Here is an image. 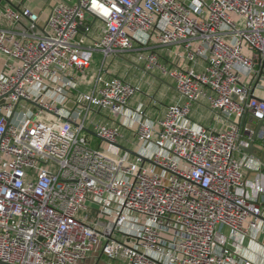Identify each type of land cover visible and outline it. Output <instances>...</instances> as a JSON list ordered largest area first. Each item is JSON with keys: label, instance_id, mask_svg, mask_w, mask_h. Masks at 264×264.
Wrapping results in <instances>:
<instances>
[{"label": "built area", "instance_id": "obj_1", "mask_svg": "<svg viewBox=\"0 0 264 264\" xmlns=\"http://www.w3.org/2000/svg\"><path fill=\"white\" fill-rule=\"evenodd\" d=\"M15 2L0 0V264H256L242 243L264 220V183L251 194L246 170L262 166L238 153L264 121V0H62L45 21ZM171 47L185 63L161 61ZM128 54L180 96L156 123L138 111L146 154L99 120L140 91L109 69ZM195 103L227 124H191Z\"/></svg>", "mask_w": 264, "mask_h": 264}, {"label": "crops", "instance_id": "obj_2", "mask_svg": "<svg viewBox=\"0 0 264 264\" xmlns=\"http://www.w3.org/2000/svg\"><path fill=\"white\" fill-rule=\"evenodd\" d=\"M47 1L48 0H43L44 5ZM58 1H62V0H58ZM2 2L5 4L6 0H2ZM15 5L16 6L28 5L32 7L35 11H38L41 14L43 21L47 19L50 13L51 7L53 6L51 5L48 9H46L41 6L40 7L34 6L33 2L29 0H16ZM158 52L161 55L160 57L161 61L169 66H175L181 63H185L183 62L182 58L177 55L181 53V50L178 49V47L159 48ZM246 52L250 54L249 51H246ZM128 56L134 57L132 54H128L125 56L111 58L108 64L110 72L113 75H117V76L125 78L126 80H128L129 82L133 84L141 85L140 83H138L137 80H135L134 75H133L134 72L130 67H126L122 69V73H120L121 75L116 74L118 72L115 69V65L121 67L120 64L122 62H125V61L130 62L131 60L129 59ZM4 60H5V57L0 54L1 68L3 67ZM202 65L203 64L201 63L198 66V68L202 69L203 67ZM138 68H139L138 69L139 71L147 72L145 71L142 64L138 65ZM98 70L95 72L94 76L97 74ZM149 74L154 77H157L159 81L164 83V85L157 86L158 88L157 90L158 92H160V95H161V96H158V97H161L160 99L153 100L152 96L149 93H147L145 89L141 88L139 93H137L131 99L130 105L127 108L126 116H122L118 118L116 121H114L113 118L108 115L107 117L106 116L99 117L100 121H105L107 123H120L122 125L124 137L122 138L120 144L124 148L130 151H133L135 154L137 153L146 154L147 152L146 145L139 143L135 137L136 123L134 120L140 117L138 111L141 109L145 110L146 118L151 123H156L158 118L163 117L165 115V112L168 106L176 103L180 99V96L178 92L176 91L174 82L171 78L164 76L156 71L149 72ZM94 76L91 79V82H89V84L86 85L84 89L85 91L90 89ZM249 82L251 83L252 81L250 80ZM252 83H253V87L255 88V94L261 98H264V72L261 73L258 76L257 80L253 81ZM189 122L195 126L196 125H206V126H214V127H223L225 126V124H227L226 118L214 113L206 103H195L193 105L192 113L189 118ZM257 125H258L257 123L250 122V127L252 129H256ZM255 146L258 149L255 151V156L251 157L250 159H253L254 161H256V163L261 162L262 168L259 171H256L251 168L246 170V177L249 181L248 191L251 194L255 193L254 188H253V183L257 180V178L262 179L264 183V143L258 140L256 141ZM238 154L241 159H247L250 156V154L245 152L244 150H241V152H239ZM261 196H262V199H264V194H261ZM242 244H243L242 252L248 260L256 264H264V220L260 221L259 227L257 229H254L251 232L250 236L246 237L243 240ZM89 264H120V263L115 262V261H110L105 256L100 255V253H96L93 255L92 258H90Z\"/></svg>", "mask_w": 264, "mask_h": 264}, {"label": "rangeland", "instance_id": "obj_3", "mask_svg": "<svg viewBox=\"0 0 264 264\" xmlns=\"http://www.w3.org/2000/svg\"><path fill=\"white\" fill-rule=\"evenodd\" d=\"M29 1L33 2L34 6H38V7L41 6V7L48 9L51 5H53L58 0H48L45 3V5L43 3V0H29ZM67 1H69L71 3H77L78 2V0H67ZM128 57L131 60L130 62H126V61L122 62L120 64L121 67L115 65V69L118 72V73H116V72L115 73L120 74V73H122V69H124L126 67H130L134 72L133 75H134L135 80H137L138 83L141 84V85H137L139 87V89L140 90H141V88L145 89L147 91V93H149L152 96L153 100L160 99L161 97H158V96H161V95H160V92H158V90H157L158 89L157 86L158 85H160V86L164 85V83L159 81L157 79V77L150 75L149 72L147 73V72L139 71L138 65H140V63H138L136 61L135 57H132V56H128ZM102 61H103V55L100 52H93L92 59H91V67L86 72V81L79 84L80 90L84 91L86 85H88L89 82H91V79L93 78L95 72L101 66ZM0 68H1V61H0ZM115 69H114V71H115ZM124 229H126L129 232L135 231V227L132 225H129V224L126 225L124 227Z\"/></svg>", "mask_w": 264, "mask_h": 264}, {"label": "water", "instance_id": "obj_4", "mask_svg": "<svg viewBox=\"0 0 264 264\" xmlns=\"http://www.w3.org/2000/svg\"><path fill=\"white\" fill-rule=\"evenodd\" d=\"M86 18H87V19H91V14H90V12H87V14H86ZM263 126H264V121H259V122H258V125H257V128H256L255 132L253 133V138H252V140H251V142H250L249 147H244V148H243V150H244L245 152L249 153L251 156H255V151L258 149V148L255 146V143H256V141L260 140L258 134H259V131L261 130V128H262ZM118 146L121 147L122 149H124V150L130 152V153L135 154L133 151H130V150L124 148V147L121 146V145H118Z\"/></svg>", "mask_w": 264, "mask_h": 264}]
</instances>
